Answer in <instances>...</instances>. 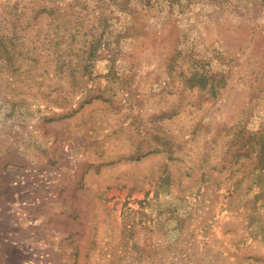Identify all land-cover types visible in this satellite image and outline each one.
<instances>
[{
	"label": "rangeland",
	"instance_id": "rangeland-1",
	"mask_svg": "<svg viewBox=\"0 0 264 264\" xmlns=\"http://www.w3.org/2000/svg\"><path fill=\"white\" fill-rule=\"evenodd\" d=\"M68 4L0 52V264H264V0H0V43Z\"/></svg>",
	"mask_w": 264,
	"mask_h": 264
},
{
	"label": "trees",
	"instance_id": "trees-1",
	"mask_svg": "<svg viewBox=\"0 0 264 264\" xmlns=\"http://www.w3.org/2000/svg\"><path fill=\"white\" fill-rule=\"evenodd\" d=\"M178 0H171V4H174ZM77 7V11H72L71 9ZM67 9H70L68 12ZM82 9H84L81 5L78 4H68L66 5V9H63L59 6L50 7H38L34 12L33 22L26 21V25L23 26V36H18L17 28L18 25L13 23L10 26V32L6 35V38L9 41L10 49L5 44L0 43V52L5 55L7 60L16 62L17 60L30 59L31 61L36 62L39 54L37 51H42V47L39 48L37 42H42L45 44V40L53 39L56 49L52 51V53L56 54L59 61L62 55H65L64 50H61L60 45L66 42L69 35L71 40H74L79 35H85V33L81 32V29L84 27V18L81 15ZM41 18V19H40ZM68 18H72L70 20ZM45 20L46 26L51 25L53 29L52 38L50 37L49 31L45 29L43 31V27L35 26L36 23H39L41 20ZM69 24H71V29L69 28ZM36 27V29L34 28ZM21 28V27H20ZM93 29V26H90L89 30ZM26 30L32 31L33 34H27ZM69 30H73L74 32L71 34ZM26 31V32H25ZM25 35V36H24ZM68 36V37H67ZM29 40V41H26ZM49 42V41H48ZM93 44V45H92ZM90 45L89 53H93L96 48V44L92 42ZM45 49V48H44Z\"/></svg>",
	"mask_w": 264,
	"mask_h": 264
}]
</instances>
